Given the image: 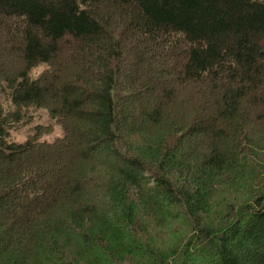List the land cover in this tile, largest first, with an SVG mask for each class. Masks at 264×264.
Segmentation results:
<instances>
[{"label": "trees", "instance_id": "16d2710c", "mask_svg": "<svg viewBox=\"0 0 264 264\" xmlns=\"http://www.w3.org/2000/svg\"><path fill=\"white\" fill-rule=\"evenodd\" d=\"M115 255L264 264V0H0V264Z\"/></svg>", "mask_w": 264, "mask_h": 264}, {"label": "rangeland", "instance_id": "374dc122", "mask_svg": "<svg viewBox=\"0 0 264 264\" xmlns=\"http://www.w3.org/2000/svg\"><path fill=\"white\" fill-rule=\"evenodd\" d=\"M43 68H39L36 72H40ZM39 116H41V118H37L35 124H50V119L47 116L45 111L39 112L38 113ZM29 132V128L28 127H24V128H20L16 131L12 132L13 138L16 139L18 142H24L25 139L27 138ZM62 132L60 127H58L57 125H55L53 132H51L48 135H45L44 139L48 140V141H53L54 139H56L57 137L61 136ZM59 162H63L62 160H59ZM243 194V193H242ZM220 208V207H219ZM221 209V208H220ZM179 230L176 226L174 227H170L168 229V231H166L164 234H160L157 235L155 233H153V236H150L149 239H151L152 241L156 242V244H166V248L169 249V247H171L172 245L175 244V242L179 241ZM169 245V246H168ZM116 256V255H115ZM125 257V256H123ZM122 256H116L117 258V263L118 264H138V260L136 259H126L127 261H123L120 260L119 258H123Z\"/></svg>", "mask_w": 264, "mask_h": 264}]
</instances>
